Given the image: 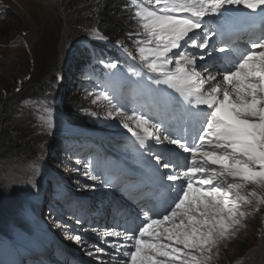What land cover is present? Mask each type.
I'll list each match as a JSON object with an SVG mask.
<instances>
[{
  "label": "snow or ice",
  "instance_id": "obj_1",
  "mask_svg": "<svg viewBox=\"0 0 264 264\" xmlns=\"http://www.w3.org/2000/svg\"><path fill=\"white\" fill-rule=\"evenodd\" d=\"M147 3L153 7L140 4L135 11L146 34V39L137 41L142 68L130 66L124 74L116 63L104 67L114 70L110 79L119 77L121 87L127 83L142 92L147 90L166 107L153 122L123 111L109 92L100 91L96 96V100L107 101L108 116L115 118V113L143 149L142 178L125 184L126 195L141 205V212L127 214L125 223L118 225L123 231L104 235L123 236L132 242L129 247L134 250L124 251L129 260L122 264H203L216 239L224 237L239 223L237 217L245 215L239 211V202L257 199L264 203V194L245 190L249 183L264 188V24L247 33L250 47L233 57L242 22L224 17L210 30L203 21L220 17L226 7L243 6L255 13L264 9V0ZM178 48L184 51L173 52ZM217 51L223 55L219 64L214 60L213 68L220 79L207 63H197V55L208 61ZM198 67L204 72L197 71ZM161 85L183 99L167 93ZM133 122L143 135L133 130ZM182 154H188L185 164L178 162ZM89 179L100 177L89 174ZM84 187L88 190L95 185ZM71 239L79 243L82 238L72 235Z\"/></svg>",
  "mask_w": 264,
  "mask_h": 264
},
{
  "label": "rangeland",
  "instance_id": "obj_2",
  "mask_svg": "<svg viewBox=\"0 0 264 264\" xmlns=\"http://www.w3.org/2000/svg\"><path fill=\"white\" fill-rule=\"evenodd\" d=\"M106 1L0 0V132L8 131L14 141L28 144L35 153V160L30 162L16 157L0 161V227L3 219L13 220L11 211L22 216L32 212L27 205H34L32 200L35 202L38 192L32 184H63L67 177L75 176L70 161H60L54 138L57 134H63L69 126L91 124H85L84 118L112 119L101 107V99L84 96L75 88V80L67 79L71 74L77 78L81 49L97 42L127 44L122 34L103 36L100 25ZM44 5L57 14L53 15ZM72 6V10H67ZM114 20L124 25L128 19L116 14ZM14 27L16 31H12ZM10 34L14 38L7 39ZM5 108L9 114L6 125L2 115ZM119 119L116 117L115 121L119 123ZM50 170L53 176L49 175ZM42 177H48L49 182L43 184ZM55 178L62 180L55 182ZM249 189L264 194V188L259 186L245 190ZM241 209L246 211L238 218L240 231L230 241H221L214 251L217 260L213 264H264V203L252 199L251 203L245 201ZM41 217L35 218V223L49 228Z\"/></svg>",
  "mask_w": 264,
  "mask_h": 264
},
{
  "label": "trees",
  "instance_id": "obj_3",
  "mask_svg": "<svg viewBox=\"0 0 264 264\" xmlns=\"http://www.w3.org/2000/svg\"><path fill=\"white\" fill-rule=\"evenodd\" d=\"M106 6V11L103 14V18L101 20V31H103L105 34L104 35H108L109 34H113V33H117L118 34H126L128 32H130L131 29V21L128 19L126 20L125 24H119L118 20H114V16L116 14H120V15H125V12L127 10V6L125 1H121V0H107L102 8ZM74 8V6L69 7L67 10H72ZM113 16V17H112ZM0 20H1V11H0ZM109 20V21H108ZM17 28H12V31H16ZM10 30V32H12ZM13 35H9L10 39L12 38ZM14 38V37H13ZM1 41V39H0ZM7 109L5 108V113L2 114L3 117L6 119L4 121V125L8 124V120H7ZM1 118V116H0ZM19 158L20 160H25V161H33L35 160V153L34 150L28 145V144H23V143H18L16 141H14L10 135V133L6 130L0 132V161L1 160H8L10 158ZM1 190V188H0ZM2 194H0V199H1Z\"/></svg>",
  "mask_w": 264,
  "mask_h": 264
},
{
  "label": "bare ground",
  "instance_id": "obj_4",
  "mask_svg": "<svg viewBox=\"0 0 264 264\" xmlns=\"http://www.w3.org/2000/svg\"><path fill=\"white\" fill-rule=\"evenodd\" d=\"M44 7H45V9L48 10L49 12H52L53 15H54V13L57 14V12L54 11L51 7H49V6H47V5H44ZM59 48H60V52L62 53V52H63V48H64L62 43H61V45H60ZM61 56H62V54H61ZM255 187H257V186H255ZM3 238L6 239V243H7V244H13V241H12L11 238H5V237H3Z\"/></svg>",
  "mask_w": 264,
  "mask_h": 264
}]
</instances>
